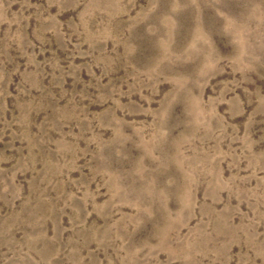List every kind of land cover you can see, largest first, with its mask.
Returning <instances> with one entry per match:
<instances>
[{
  "label": "rangeland",
  "instance_id": "rangeland-1",
  "mask_svg": "<svg viewBox=\"0 0 264 264\" xmlns=\"http://www.w3.org/2000/svg\"><path fill=\"white\" fill-rule=\"evenodd\" d=\"M0 264H264V0H0Z\"/></svg>",
  "mask_w": 264,
  "mask_h": 264
}]
</instances>
